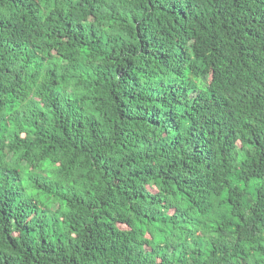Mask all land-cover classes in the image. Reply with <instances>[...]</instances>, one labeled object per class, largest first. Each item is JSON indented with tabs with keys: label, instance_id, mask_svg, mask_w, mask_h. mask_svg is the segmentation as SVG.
<instances>
[{
	"label": "trees",
	"instance_id": "16d2710c",
	"mask_svg": "<svg viewBox=\"0 0 264 264\" xmlns=\"http://www.w3.org/2000/svg\"><path fill=\"white\" fill-rule=\"evenodd\" d=\"M0 264H264V0H0Z\"/></svg>",
	"mask_w": 264,
	"mask_h": 264
}]
</instances>
